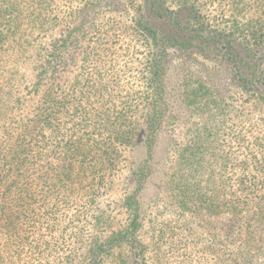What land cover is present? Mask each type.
I'll return each mask as SVG.
<instances>
[{
    "label": "trees",
    "instance_id": "trees-1",
    "mask_svg": "<svg viewBox=\"0 0 264 264\" xmlns=\"http://www.w3.org/2000/svg\"><path fill=\"white\" fill-rule=\"evenodd\" d=\"M184 1L143 2L134 27L145 35L150 48L145 89L131 102L111 101L105 110L100 100L93 101L88 111L83 100L68 102L63 76L72 60L68 39L48 36L55 24L46 0H0V66L23 65L20 61H25L29 50H39L34 61L38 76L32 112L36 114L29 119L28 114L17 120L7 116L5 111L14 107L11 103L22 110L24 100L14 84L17 71L0 69V84L14 90L7 102L0 100V264H75L76 250L82 244L64 255L52 252L51 239L55 233L66 235L69 241L84 232L92 236L102 218L95 207L97 197L113 183L123 152L143 138L147 156L141 173H147L151 166L146 162L152 160V144L160 132L188 116L184 102L217 96L219 86L208 85L192 71L189 76L177 75L175 81L166 66L170 53L189 61L186 54L199 51L226 65L227 112L234 110L233 91L248 95L245 101L254 98L264 111V0H226L227 14L220 8L213 18L200 16L199 8ZM179 83L184 88L176 96ZM140 112L142 117L137 118ZM236 131L231 130V139L243 155L231 157L227 140L226 174L237 178L227 181V197L213 187L211 197L201 196L199 202L214 217L227 214L225 238L237 243L231 253L250 264L264 257V134L248 139ZM222 143L217 146L225 148ZM249 168L257 172L259 168L262 176L245 178L242 173ZM69 203L79 208L78 213L63 214L62 207ZM127 207L138 208L136 196L130 197ZM132 231L129 224L124 238ZM102 242L100 247L111 246V240Z\"/></svg>",
    "mask_w": 264,
    "mask_h": 264
},
{
    "label": "rangeland",
    "instance_id": "rangeland-1",
    "mask_svg": "<svg viewBox=\"0 0 264 264\" xmlns=\"http://www.w3.org/2000/svg\"><path fill=\"white\" fill-rule=\"evenodd\" d=\"M143 2L145 0H46L51 23L55 24L48 36L68 39L72 60L63 75L68 84V102L83 100L89 111L93 107L90 103L100 100L105 110L111 101L131 102L137 97L136 93L145 89L143 76L148 75L150 48L145 35L134 27L136 12L143 7ZM184 3L199 8L200 16L204 13L213 18L220 8L227 14L226 0H185ZM38 54L35 48L29 50L25 61H20L23 65L0 66V69L17 71L14 84L24 100L22 110L16 108L15 102L11 103L14 107L5 111L13 120L27 114L29 119L35 113L32 112L35 110L33 84L38 68L34 61ZM170 54V58L164 60L168 61L166 66L175 81L177 75L189 76L192 71L208 85L219 86L217 96L211 94L212 98L205 96L202 101L196 98L184 102L188 116L160 132V137L152 144V160L146 162L151 166L147 173H141L147 156L143 138L125 150L113 183L97 197L95 207L100 211L101 224L92 231V236L84 232L70 241L66 235L55 233L56 237L51 239L52 252L57 250L68 255L77 244H82L76 250L79 257L74 259L75 264H248L243 255L241 259L231 253L232 245L237 243L227 242L225 238L227 214L214 217L199 199L201 196L210 198L213 187L227 197V181L237 178L226 174L227 140L231 146L229 155L242 157L243 149L231 139V130L247 134L248 139L255 133L264 134L263 107L254 98L245 101L248 95L233 91L234 110L227 112L226 65L208 59L199 51L186 54L191 58L189 61L181 55ZM182 88L184 84H177L176 96ZM0 89V100L7 102L14 90L1 84ZM200 103L206 107H200ZM141 114L137 118H141ZM220 141L225 148L217 146ZM259 168L258 172L249 168L242 175L245 178L262 176ZM82 188L83 185L80 196ZM132 195L137 198V209L127 207ZM75 208L76 205L69 203L62 207V212L70 216L78 213L79 208L78 211ZM66 223V220L61 221L60 227L65 229ZM129 224L133 231L124 238ZM103 240H111V246L100 247ZM250 264H264V257H257Z\"/></svg>",
    "mask_w": 264,
    "mask_h": 264
}]
</instances>
